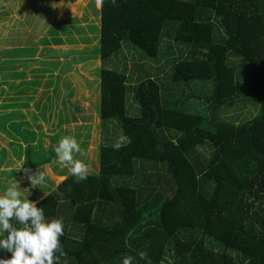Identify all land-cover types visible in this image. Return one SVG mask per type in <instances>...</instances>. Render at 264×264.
I'll use <instances>...</instances> for the list:
<instances>
[{"label":"trees","instance_id":"1","mask_svg":"<svg viewBox=\"0 0 264 264\" xmlns=\"http://www.w3.org/2000/svg\"><path fill=\"white\" fill-rule=\"evenodd\" d=\"M99 12L101 61L125 45L156 66L100 68L95 109L117 119L123 146L101 143L86 180L62 171L30 200L63 222L57 264H264V0H100ZM245 94L251 117L221 114ZM5 121L9 147L18 133L27 155H44L32 129ZM24 143L0 146V160ZM84 149L75 159L92 165Z\"/></svg>","mask_w":264,"mask_h":264},{"label":"rangeland","instance_id":"2","mask_svg":"<svg viewBox=\"0 0 264 264\" xmlns=\"http://www.w3.org/2000/svg\"><path fill=\"white\" fill-rule=\"evenodd\" d=\"M99 7L100 0H0V116H6L5 125L19 122L28 134L32 129L31 144L44 148L41 158L27 155L25 143L14 133L12 147L15 140L24 144L19 157L12 153L10 161L0 160V190L17 182L22 198L29 200L50 192L64 178L62 171L68 174L70 167L56 163L52 150L63 136L74 137L86 155L95 158L92 165L86 163L87 170L98 169L96 154L101 143L112 144L116 136L122 137L117 119L102 122L95 109L100 68L124 69L135 76L138 64L152 69L156 63L140 58V51L125 45L112 60L101 61L96 50ZM246 75L245 70L238 74L244 88ZM247 95H239L221 114L251 117L256 107ZM189 101L198 99L190 97ZM83 109L93 113L92 126L82 120ZM109 126L113 129L107 130ZM11 132L8 126L0 128V146L8 153L12 147L5 135ZM36 172L45 174L37 186L28 178Z\"/></svg>","mask_w":264,"mask_h":264},{"label":"clouds","instance_id":"3","mask_svg":"<svg viewBox=\"0 0 264 264\" xmlns=\"http://www.w3.org/2000/svg\"><path fill=\"white\" fill-rule=\"evenodd\" d=\"M123 139L117 137L112 144L113 149L119 150ZM52 150L56 163L70 166L69 173L74 180L87 179V165L80 159H74L75 153L83 154L74 137H61ZM28 178L32 185L37 186L45 180V174L36 172ZM13 219L19 227L11 223ZM61 236L62 220L46 219L43 209L35 201L22 198L17 182L0 194V252L11 253L7 258L0 257V264H57L59 256L64 255L59 241ZM132 260L133 257L124 256L121 264H132Z\"/></svg>","mask_w":264,"mask_h":264}]
</instances>
